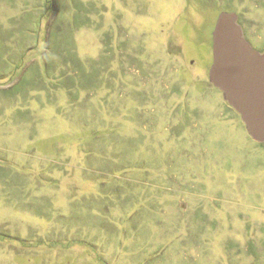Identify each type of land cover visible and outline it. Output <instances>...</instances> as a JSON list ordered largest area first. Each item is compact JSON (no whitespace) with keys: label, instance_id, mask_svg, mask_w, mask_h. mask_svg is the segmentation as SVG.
Masks as SVG:
<instances>
[{"label":"rangeland","instance_id":"obj_1","mask_svg":"<svg viewBox=\"0 0 264 264\" xmlns=\"http://www.w3.org/2000/svg\"><path fill=\"white\" fill-rule=\"evenodd\" d=\"M264 0H0V264H264V143L210 82Z\"/></svg>","mask_w":264,"mask_h":264},{"label":"water","instance_id":"obj_2","mask_svg":"<svg viewBox=\"0 0 264 264\" xmlns=\"http://www.w3.org/2000/svg\"><path fill=\"white\" fill-rule=\"evenodd\" d=\"M210 82L240 116L250 138L264 143V50L247 42L238 16L221 13L213 31Z\"/></svg>","mask_w":264,"mask_h":264},{"label":"flooded vegetation","instance_id":"obj_3","mask_svg":"<svg viewBox=\"0 0 264 264\" xmlns=\"http://www.w3.org/2000/svg\"><path fill=\"white\" fill-rule=\"evenodd\" d=\"M264 50V44L261 46V48L258 51H263Z\"/></svg>","mask_w":264,"mask_h":264}]
</instances>
